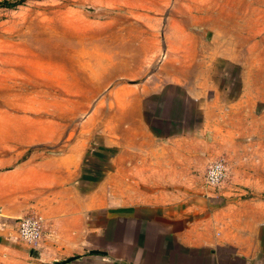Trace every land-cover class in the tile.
Wrapping results in <instances>:
<instances>
[{
	"label": "rangeland",
	"instance_id": "374dc122",
	"mask_svg": "<svg viewBox=\"0 0 264 264\" xmlns=\"http://www.w3.org/2000/svg\"><path fill=\"white\" fill-rule=\"evenodd\" d=\"M8 1L0 6L1 164L31 151L57 153L61 144L93 149L97 131L117 112L108 89L134 85L129 72L170 68L178 60L216 84L227 142L237 150L217 159L225 164L224 178L206 187L217 204L247 201L250 218L264 226V0ZM181 43L184 55L170 57ZM193 46L200 58L189 57ZM166 91L145 99L147 118H161L156 130L196 126L195 101L182 98L177 86ZM54 131L55 140L33 143ZM94 152L82 167L83 188L101 175L104 162ZM20 209L13 203L0 213V264L38 263L37 246L48 231L42 225L37 241L20 240L11 221L33 215L43 223Z\"/></svg>",
	"mask_w": 264,
	"mask_h": 264
},
{
	"label": "crops",
	"instance_id": "0c3cea01",
	"mask_svg": "<svg viewBox=\"0 0 264 264\" xmlns=\"http://www.w3.org/2000/svg\"><path fill=\"white\" fill-rule=\"evenodd\" d=\"M182 45L171 47L170 57L184 55ZM193 47L189 57L200 58ZM197 74L177 60L129 72L134 85L108 89L117 112L96 133L93 149L104 165L90 189L82 187V167L92 148L61 144L57 153L31 151L0 163V213L15 203L48 231L37 264H264V226L250 218L252 207L244 200L217 204L204 184L206 166L237 150L227 142L216 84ZM168 85L195 101L196 126L161 133L154 126L161 118H147L145 99L165 95Z\"/></svg>",
	"mask_w": 264,
	"mask_h": 264
},
{
	"label": "built area",
	"instance_id": "2783aa9c",
	"mask_svg": "<svg viewBox=\"0 0 264 264\" xmlns=\"http://www.w3.org/2000/svg\"><path fill=\"white\" fill-rule=\"evenodd\" d=\"M224 165L221 160H213V162L206 166L203 174L205 186L213 188L221 183L225 175ZM11 222L17 231L18 238L22 241L33 243L43 235L42 222L36 216L25 215Z\"/></svg>",
	"mask_w": 264,
	"mask_h": 264
},
{
	"label": "trees",
	"instance_id": "16d2710c",
	"mask_svg": "<svg viewBox=\"0 0 264 264\" xmlns=\"http://www.w3.org/2000/svg\"><path fill=\"white\" fill-rule=\"evenodd\" d=\"M11 3H13V2H10V1H8V0H1V1H0V6H1V5H6V6H8V5H10Z\"/></svg>",
	"mask_w": 264,
	"mask_h": 264
}]
</instances>
